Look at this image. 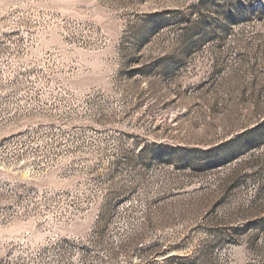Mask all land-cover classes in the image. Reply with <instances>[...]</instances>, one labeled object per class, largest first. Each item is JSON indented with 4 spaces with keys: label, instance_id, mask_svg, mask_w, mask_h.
I'll list each match as a JSON object with an SVG mask.
<instances>
[{
    "label": "rangeland",
    "instance_id": "374dc122",
    "mask_svg": "<svg viewBox=\"0 0 264 264\" xmlns=\"http://www.w3.org/2000/svg\"><path fill=\"white\" fill-rule=\"evenodd\" d=\"M0 264H264V0H0Z\"/></svg>",
    "mask_w": 264,
    "mask_h": 264
},
{
    "label": "built area",
    "instance_id": "2783aa9c",
    "mask_svg": "<svg viewBox=\"0 0 264 264\" xmlns=\"http://www.w3.org/2000/svg\"><path fill=\"white\" fill-rule=\"evenodd\" d=\"M23 165H24V169H25V172L26 173H31L32 172V169H34V165L32 162H23ZM34 228V227H33Z\"/></svg>",
    "mask_w": 264,
    "mask_h": 264
}]
</instances>
